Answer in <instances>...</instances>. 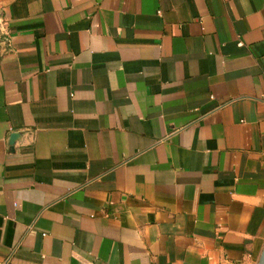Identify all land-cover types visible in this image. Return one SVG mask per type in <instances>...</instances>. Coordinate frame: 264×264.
Listing matches in <instances>:
<instances>
[{
	"label": "crops",
	"instance_id": "1",
	"mask_svg": "<svg viewBox=\"0 0 264 264\" xmlns=\"http://www.w3.org/2000/svg\"><path fill=\"white\" fill-rule=\"evenodd\" d=\"M2 21L0 264H264V0Z\"/></svg>",
	"mask_w": 264,
	"mask_h": 264
},
{
	"label": "built area",
	"instance_id": "2",
	"mask_svg": "<svg viewBox=\"0 0 264 264\" xmlns=\"http://www.w3.org/2000/svg\"><path fill=\"white\" fill-rule=\"evenodd\" d=\"M2 27H3V33L0 41L6 46L7 49H10L13 46L12 39L9 29L7 27V23L5 21H2ZM239 45H243V43L239 41Z\"/></svg>",
	"mask_w": 264,
	"mask_h": 264
},
{
	"label": "water",
	"instance_id": "3",
	"mask_svg": "<svg viewBox=\"0 0 264 264\" xmlns=\"http://www.w3.org/2000/svg\"><path fill=\"white\" fill-rule=\"evenodd\" d=\"M19 135H20V134H19L18 132L12 134V136H11V140H10V144H11L12 147L14 146L15 141H16V139L19 137Z\"/></svg>",
	"mask_w": 264,
	"mask_h": 264
}]
</instances>
